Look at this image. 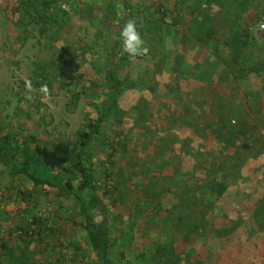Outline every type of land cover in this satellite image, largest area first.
Instances as JSON below:
<instances>
[{
  "label": "rangeland",
  "instance_id": "rangeland-1",
  "mask_svg": "<svg viewBox=\"0 0 264 264\" xmlns=\"http://www.w3.org/2000/svg\"><path fill=\"white\" fill-rule=\"evenodd\" d=\"M39 1L0 0V133L21 143L33 136L45 147L68 143L75 149L78 132L92 121V106L104 94L111 39L107 36L103 45L98 34L105 25L117 27L126 13L122 0H58L43 10ZM179 1L127 0L139 11L140 22L159 27L144 25L145 44L160 48L156 38L162 28L167 53L158 50L166 56L162 64L142 56L132 89L122 94L93 144V178L108 212L114 264H230L247 244L245 234L264 194V89L253 100L243 96L252 80L239 83L240 93L227 81L231 92L223 104L237 96L249 105L250 116L237 122L244 133L235 146L221 144L214 131L224 110L218 109L215 93L226 82L193 87L196 63L205 68L204 76L220 72L212 66L211 51L186 35L185 23H173ZM30 3L35 6L27 7ZM76 5L89 14L76 15ZM213 12L208 10L221 23ZM245 21L253 38L246 53L264 64V24L253 25V13ZM174 32L185 36L183 43H176ZM25 81H31V89ZM42 85L47 93L40 91ZM227 155L234 157L228 176H218L228 186L220 194L216 164ZM17 189L30 192V206ZM180 202L189 212L181 232L171 228L168 214ZM35 219L44 229L41 236ZM0 237L21 247L13 258L0 255V264H96L79 226L77 202L34 188L27 179L13 180L1 166Z\"/></svg>",
  "mask_w": 264,
  "mask_h": 264
},
{
  "label": "trees",
  "instance_id": "trees-1",
  "mask_svg": "<svg viewBox=\"0 0 264 264\" xmlns=\"http://www.w3.org/2000/svg\"><path fill=\"white\" fill-rule=\"evenodd\" d=\"M63 1L69 2V0ZM57 2L58 0H40L38 6L43 10L55 5ZM121 2L126 8L124 9L123 7L121 10L123 15L126 13L125 16L118 19L117 27L109 28L110 26H104L106 31L109 29L113 30L111 36L106 31L98 34L103 39V45H107L108 38L111 39L110 45L108 44L106 47L103 80L104 94L92 106L94 113L92 121L83 126L78 132L75 149L68 143H58L52 148L45 147L40 145L33 136H30L26 142L21 143L11 136L0 133V166L9 173L13 180L19 178L27 179L34 188H47L51 191H56L58 196H67L77 202L79 226L85 233L88 247L96 264L114 263L110 251L109 229L106 224L108 212L93 178V144L118 108L122 94L132 89L130 80L142 59V56L129 59L122 52L119 42L114 40L113 37L119 34L123 23L132 19L137 23L138 30L143 38L144 25L146 27L149 22L147 20L144 23L140 22L139 11H136L127 0H122ZM34 6L35 3L27 5V7L31 8ZM176 6V15L173 23L175 25L179 21L185 23L186 35L199 46L211 51L212 57L210 56V61L214 63L212 66H217L220 72L215 73L213 71L212 75L204 76L200 72L205 68L200 62L196 63L190 75V78L194 81L192 83L193 87H197L196 89L200 87L209 89V87L218 83L219 80H225L226 85L231 82L234 86V91L240 93L241 86L239 83L252 80V85H249L250 91L243 93V96L252 97L253 100L261 96V91L264 89V84L261 83L264 75V64L255 63L246 53L248 44L253 38L250 36L251 26H247L245 20H247L249 14L253 13V19H255L253 25L264 24V0H180ZM73 8L74 13L78 16L89 14L82 12L81 7L77 5ZM150 9L155 10L153 8ZM209 9L219 15L218 19L221 23H218L208 13ZM33 10L35 11V8ZM155 23L149 22L150 25L153 24V28L159 30ZM160 32H157L156 38L160 48L156 49L155 45L157 44L151 42L145 44V46L148 48L146 56H150L154 63L157 62V59H159V62L162 60V64L166 56L162 55L158 50L160 49L162 53H167V47L165 46L167 40L162 35V28ZM173 36H175L176 43H183L185 40V36L182 37L177 32H174ZM170 68L173 69L172 67ZM157 69H155L156 72H153V75L159 72ZM162 69L165 70L164 67ZM226 85L221 93L218 90L215 93V96L219 99L218 101H220L218 109L222 108L224 110V116L218 118V127L215 129L214 135L224 146L233 147L238 137L244 133L239 129L237 122L241 119H249L250 108L249 105L238 101L237 96L232 98L229 105L223 104V100L227 99L231 92L229 84L228 86ZM165 107L168 109V106ZM232 157L234 155L219 158L216 164L219 173L215 176L217 177L215 178L216 180L218 179L219 181L221 179L218 176H228L225 172L231 166ZM227 189L228 186L225 185L223 180L216 184V192L218 191L220 194ZM16 194L20 197L23 204L30 206V192L17 189ZM184 204L180 202L178 209L172 208L168 211L169 217L173 222V227L171 228L180 232L183 226L182 220L189 215V212L186 211L187 205L185 209L182 207ZM177 212L179 214L176 217ZM98 214L102 215V219L99 221L96 219ZM263 215L264 194L256 202L250 226L245 234L247 244L230 264H264ZM32 222L35 226L38 225L36 234L41 236L44 229L39 223L40 220L35 219ZM181 224L182 226L179 227ZM24 233L28 234L29 232L25 230ZM0 248L3 250L7 247L0 243Z\"/></svg>",
  "mask_w": 264,
  "mask_h": 264
},
{
  "label": "clouds",
  "instance_id": "clouds-1",
  "mask_svg": "<svg viewBox=\"0 0 264 264\" xmlns=\"http://www.w3.org/2000/svg\"><path fill=\"white\" fill-rule=\"evenodd\" d=\"M113 39L119 42L122 52L129 59H135L148 53V48L145 46V41L138 30L137 23L132 19L123 23L119 34L114 36ZM25 85L28 89H31V81H25ZM40 91L47 93V85H42Z\"/></svg>",
  "mask_w": 264,
  "mask_h": 264
},
{
  "label": "crops",
  "instance_id": "crops-1",
  "mask_svg": "<svg viewBox=\"0 0 264 264\" xmlns=\"http://www.w3.org/2000/svg\"><path fill=\"white\" fill-rule=\"evenodd\" d=\"M13 242V241H12ZM12 242H9L7 239H6V237L5 238H1L0 237V243H3L7 248L6 249H1L0 248V255L1 256H3V257H7L8 259L9 258H13L14 257V253L15 254H19L20 252H21V247H20V245L19 246H17L18 248H19V250H17V248H16V244L15 243H13V245H12ZM19 244V243H18ZM16 250L18 251V252H16ZM17 264H19V262L17 261Z\"/></svg>",
  "mask_w": 264,
  "mask_h": 264
},
{
  "label": "built area",
  "instance_id": "built-area-1",
  "mask_svg": "<svg viewBox=\"0 0 264 264\" xmlns=\"http://www.w3.org/2000/svg\"><path fill=\"white\" fill-rule=\"evenodd\" d=\"M262 29H260V31H261Z\"/></svg>",
  "mask_w": 264,
  "mask_h": 264
}]
</instances>
